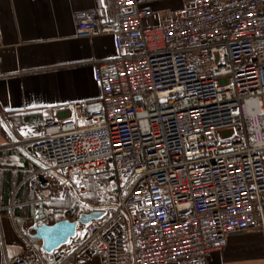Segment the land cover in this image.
<instances>
[{
	"label": "built area",
	"instance_id": "built-area-1",
	"mask_svg": "<svg viewBox=\"0 0 264 264\" xmlns=\"http://www.w3.org/2000/svg\"><path fill=\"white\" fill-rule=\"evenodd\" d=\"M144 2L115 0V20L75 15L77 38L109 34L120 50L94 64L98 107L60 104L39 135L0 145L44 157L51 166L40 171L75 186L73 220L102 213L77 225L57 264H208L230 231L264 216V0H186L156 25L145 23L156 13ZM92 179L95 203L83 197ZM31 184L40 201L63 191L37 175Z\"/></svg>",
	"mask_w": 264,
	"mask_h": 264
},
{
	"label": "crops",
	"instance_id": "crops-1",
	"mask_svg": "<svg viewBox=\"0 0 264 264\" xmlns=\"http://www.w3.org/2000/svg\"><path fill=\"white\" fill-rule=\"evenodd\" d=\"M185 1L145 0L144 6L156 13L145 23L170 20ZM89 10H96L103 20L118 17L115 0H0V145L39 135L60 104L89 100L90 108L100 105L102 90L93 79L94 64L114 60L120 50L109 34L75 36L76 13ZM71 114L60 111L56 116L64 119ZM50 166L42 156L29 157L19 148L0 146V264L18 255L41 264L23 239L41 246V240L32 236L36 215L38 225L73 220L68 209L76 203L75 186L64 182L55 169L40 171ZM34 175L62 186L63 192L49 203L40 201L31 184ZM42 255L47 264L59 261L57 250ZM63 264L102 261L98 256H78ZM208 264H264V216L252 227L230 231Z\"/></svg>",
	"mask_w": 264,
	"mask_h": 264
},
{
	"label": "water",
	"instance_id": "water-1",
	"mask_svg": "<svg viewBox=\"0 0 264 264\" xmlns=\"http://www.w3.org/2000/svg\"><path fill=\"white\" fill-rule=\"evenodd\" d=\"M102 216L101 212L91 211L88 213H79L74 220L64 218L53 224L41 223L37 224L39 215L34 217L32 229L34 238L40 239L41 249L44 252L52 253L53 251L68 245L71 239L76 237L77 225L87 224L92 219H98Z\"/></svg>",
	"mask_w": 264,
	"mask_h": 264
},
{
	"label": "rangeland",
	"instance_id": "rangeland-1",
	"mask_svg": "<svg viewBox=\"0 0 264 264\" xmlns=\"http://www.w3.org/2000/svg\"><path fill=\"white\" fill-rule=\"evenodd\" d=\"M91 182L94 184V182H93V179L91 180ZM94 186H95V184H94ZM58 187H60L61 189L63 188L62 186H59L58 185ZM95 189V190H94ZM93 189V193H92V196H89L88 194H87V196H83L84 198L85 197H87L90 201L91 200H93V201H97L98 200V193L96 192V186H95V188ZM63 192V191H62ZM59 195H61V193L60 194H58L57 196H59ZM52 197H54V195H52V196H50V199H49V201L51 200V198ZM49 201H47V203H49ZM92 202V201H91ZM63 205V204H62ZM62 205H61V208H62ZM54 206L56 207V208H59V206L55 203L54 204ZM74 241V240H73ZM72 241V242H73Z\"/></svg>",
	"mask_w": 264,
	"mask_h": 264
},
{
	"label": "trees",
	"instance_id": "trees-1",
	"mask_svg": "<svg viewBox=\"0 0 264 264\" xmlns=\"http://www.w3.org/2000/svg\"><path fill=\"white\" fill-rule=\"evenodd\" d=\"M108 179L109 180H111L112 179V176L111 175H109L108 176ZM95 188V186H94V184L90 181L89 182V187H88V191L86 192V194H84V196H87V194L89 195V196H92V193H93V189ZM95 190V189H94ZM87 198V197H86ZM93 203H95L96 201H93V200H91Z\"/></svg>",
	"mask_w": 264,
	"mask_h": 264
}]
</instances>
